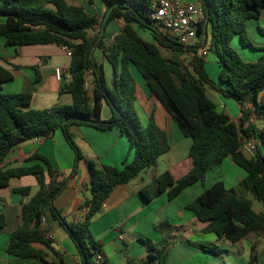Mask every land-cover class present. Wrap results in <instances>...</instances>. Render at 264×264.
Returning <instances> with one entry per match:
<instances>
[{
	"label": "trees",
	"instance_id": "obj_1",
	"mask_svg": "<svg viewBox=\"0 0 264 264\" xmlns=\"http://www.w3.org/2000/svg\"><path fill=\"white\" fill-rule=\"evenodd\" d=\"M103 1L106 11L99 21L83 6L71 5L66 0H0V39L6 46L56 44L72 50L70 81L60 89V94L71 96L69 104L25 110L24 107L31 104L33 92L4 93L1 84L12 81L14 76L0 66V188L8 187L13 178L24 176H34L39 185L38 192L22 205L21 224L11 234L6 250L9 256L36 258L43 264H64L62 253L56 250L43 227V220L50 216L74 242L81 264H97L95 255L101 249L90 230L91 220L117 186L129 183L141 172L154 167L159 158L170 151L169 137L154 117L147 124L141 122L136 109V85L130 72L131 65L142 75L183 135L191 140V171L176 181L170 173L160 175L148 187L152 197L169 189L168 199L173 200L231 157L246 173L239 190L250 192L264 207V127L258 129L251 122L254 110L264 117V101H259V95L264 91V57L257 62H246L231 46L234 36L238 35L244 46L264 51V44L254 46L246 31L247 22L261 16L264 0H196L205 12V21L198 27L199 45L190 48L170 37L148 16L152 0ZM112 5L115 6L105 31L109 23L117 19L124 21V27L107 46L105 32L100 34ZM95 27L99 30L91 34ZM139 30L149 31L154 43L146 41ZM258 30L264 36V27H258ZM206 47L215 54L220 67L217 81L210 78L205 58L198 56L199 49ZM97 49L103 50L113 66L112 88L94 59L93 53ZM163 50L193 52L195 56L188 67L178 57L165 56ZM90 70L95 83L92 98L86 89V76ZM207 88L240 105L239 124L229 114L218 111ZM103 101L111 109L108 120L102 119ZM247 104L254 110L247 108ZM73 126H90L102 131L116 127L127 137L129 149L134 151L132 161H125L122 168L103 165L96 160L89 162L91 199L84 206L90 210L85 221L80 223L67 222L54 204L76 176L82 158L71 132ZM58 131L75 153L73 169L63 181L56 180L58 173L52 169L49 160L38 153L32 154L27 162L38 160L43 165L1 166L19 145L34 139H51ZM252 138L257 141L256 155L249 158L243 154L241 146ZM239 190L228 189L225 182L219 180L192 200L186 209L199 221L208 223L205 233H214L220 240L235 244L253 239L264 231V214L257 213L252 202L240 195ZM14 191L27 196L30 187ZM4 223L5 218L1 215L0 227ZM139 241L150 251L156 249L147 237H140ZM200 248L213 254L220 252L216 245H201ZM255 249L256 245L253 251ZM49 255L57 256L60 262L49 261ZM255 259L252 255L250 264ZM148 262L169 264L168 252L150 253ZM125 264L133 263L128 260Z\"/></svg>",
	"mask_w": 264,
	"mask_h": 264
},
{
	"label": "crops",
	"instance_id": "obj_2",
	"mask_svg": "<svg viewBox=\"0 0 264 264\" xmlns=\"http://www.w3.org/2000/svg\"><path fill=\"white\" fill-rule=\"evenodd\" d=\"M74 1L76 3L71 5L83 6L89 15L102 21L106 11V4L103 0ZM180 1L183 4L197 3L196 0ZM123 27L122 19L109 23L105 31L107 46ZM258 27H264V10L259 18L250 19L246 24L250 41L254 46L260 47L264 44V36L260 34ZM98 30V27H95L90 33L95 34ZM143 32L145 34L139 30V34L146 41L154 43L150 32ZM238 40L242 46L239 43L236 44L235 37L232 42L241 50L244 48L247 50H244L247 54V57L244 55L246 62H257L259 58L264 57V51L244 46L240 37ZM8 47L11 49H7ZM205 49L208 50V47ZM98 50L100 54L98 58H95ZM93 56L99 68L104 72L108 86L112 88L113 66L107 60L106 54L102 49H97ZM0 66L9 70L14 76L12 81L1 84L3 92L8 93L4 89L9 84H17L11 89L19 88L23 89L22 92L27 90L33 92L31 104L24 107L25 110H41L58 104L71 103L72 98L69 94H60L61 86L70 81L71 66V57L62 47L56 44L11 47L6 46L2 39L0 40ZM57 70L61 72L60 79L56 76ZM217 70L218 78L220 72L218 63ZM130 72L136 85V109L141 122L147 124L150 118L154 117L157 125L167 133L171 149L159 158L154 167L141 172L129 183L117 186L105 201L100 212L91 220L89 227L96 242L100 245L102 264H125L128 260L133 264H158L157 262L146 263L147 258L150 253L157 254L162 251L168 252L169 264H250L252 255L256 257L253 264H264V231H260L255 238L250 239L251 245H245L244 241L233 244L225 239L220 240L214 233H205L204 229L208 223L199 221L192 211L186 209L192 200L219 180H223L228 189L239 188L246 173L235 165L231 157L226 158L221 166L214 168L203 180L185 189L173 200L168 199L169 189L152 197L148 187L160 175L170 173L176 181L191 171L192 162L189 157L191 140L183 135L172 116L152 94L146 81L133 65L130 66ZM86 83L89 86L87 93L92 98L95 88L92 70L86 76ZM213 92L217 100L215 103L218 111L229 114L239 124L240 105L234 100L231 101ZM207 93L211 97L208 90ZM259 101H264V98L260 99V95ZM246 107L254 110L251 104H247ZM110 116L111 109L103 101L102 119L108 120ZM261 116L255 110L251 116V122L258 129H262L257 124ZM71 132L81 150L82 158L78 163L76 176L69 181L54 204L57 209L61 210L67 222L80 223L85 221L87 215L83 211L84 203L91 199L88 197L89 193L91 195L89 162L96 160L103 165L122 168L125 161L127 163L132 161L134 151L129 149L127 137L121 134L116 127L102 131L90 126H73ZM34 153L43 155L49 160L52 169L58 173L57 181L61 182L70 175L75 153L60 131L51 139H34L19 145L7 156L1 166L43 165L38 160L27 162V159ZM226 166L233 171V181L227 179ZM23 187H30L29 195L22 196L14 191L16 188ZM38 190L39 185L34 176L13 178L8 187L0 188V216L5 218L4 225L0 227V264H43L36 258L9 256L6 251L11 234L21 224L23 203L29 202ZM43 227L46 236L52 240L56 250L62 253L64 264H81L77 247L57 220L47 216L43 220ZM140 237L151 239L156 249L154 251L147 249L139 241ZM201 245H216L220 252L218 254L206 252L200 248ZM255 245L256 249L253 251ZM37 248H42V246L37 245ZM48 260L60 262L55 255H49Z\"/></svg>",
	"mask_w": 264,
	"mask_h": 264
},
{
	"label": "built area",
	"instance_id": "obj_3",
	"mask_svg": "<svg viewBox=\"0 0 264 264\" xmlns=\"http://www.w3.org/2000/svg\"><path fill=\"white\" fill-rule=\"evenodd\" d=\"M148 16L160 25L164 31L184 47L190 48L199 45L198 27L205 21V12L198 3L183 4L180 0H152L151 8L147 12ZM62 49L69 57H72V50L66 46ZM209 51L199 49L198 56L207 57ZM192 57L193 52L189 53ZM60 70L56 71V76L60 79ZM86 89H89L86 83ZM257 141L252 138L244 141L241 151L247 157L252 158L256 155ZM90 207H85L83 211L88 213ZM97 264L103 263L102 254L95 255Z\"/></svg>",
	"mask_w": 264,
	"mask_h": 264
},
{
	"label": "rangeland",
	"instance_id": "obj_4",
	"mask_svg": "<svg viewBox=\"0 0 264 264\" xmlns=\"http://www.w3.org/2000/svg\"><path fill=\"white\" fill-rule=\"evenodd\" d=\"M67 2L69 3V4H73V3H76L74 0H67ZM51 8V7H50ZM157 26L161 29V30H163L164 31V29L160 26V25H158L157 24ZM141 33H144L143 31H140ZM145 34V33H144ZM235 38H236V44L237 43H239L240 44V42H239V40H238V38H239V36H234ZM1 41H2V39H0ZM198 41H200V38L198 37ZM209 41H210V39H209ZM235 42V41H234ZM231 46L237 51V53L239 54V56L242 58V60H244V61H246V59H245V57H244V55L247 57V54H246V49L244 48V49H240L238 46H235V44L233 43V42H231ZM240 46H242L241 44H240ZM208 47H209V43H208ZM243 48V47H242ZM7 49H11L10 47H8ZM201 50V49H200ZM239 50V51H238ZM244 50H246V51H244ZM208 51L210 52V50L208 49ZM249 53V52H248ZM99 54H100V51L98 50L97 51V54H96V56H95V58H98V56H99ZM163 54L165 55V56H167V57H178L186 66H188V67H190L189 66V63L192 61V59H193V57H192V55H190L187 51L186 52H176V53H173L172 51H169V50H163ZM205 60H206V62H207V64H206V70H207V72H208V74H209V76H210V78L213 80V81H217L218 80V78H217V75H218V70H217V58H216V56H215V54L214 53H212V52H210V53H208V55H207V57H205ZM191 70H192V68H190ZM14 85H16L17 86V84H9L7 87H5V89H4V91H6V92H8V93H12V92H14V93H19L20 91L22 92L23 91V89L21 90V89H19V88H17V89H11L12 88V86H14ZM207 90H208V92L211 94V98L217 103V100H216V98H215V95H214V92H213V90H211L210 88H207ZM5 93V92H4ZM264 98V91L260 94V99H263ZM231 101H233V100H231ZM258 126L260 127V128H263L264 127V117L263 116H261L260 118H259V120H258ZM225 173H226V176H228L227 177V179L228 180H232L233 181V178H234V174H233V171L231 170V169H229L227 166H226V168H225ZM211 177H213V174H211ZM229 177H230V179H229ZM237 189H239V188H237ZM239 194L240 195H242L244 198H247L248 200H250L251 202H252V204H253V209L257 212V213H259V214H264V207H263V205L259 202V201H257L254 197H253V195L250 193V192H245V191H242V190H239ZM88 197H91V195H90V193L88 194ZM244 243H245V245L247 244V245H251V241L250 240H245L244 241ZM222 250V249H221Z\"/></svg>",
	"mask_w": 264,
	"mask_h": 264
},
{
	"label": "water",
	"instance_id": "obj_5",
	"mask_svg": "<svg viewBox=\"0 0 264 264\" xmlns=\"http://www.w3.org/2000/svg\"><path fill=\"white\" fill-rule=\"evenodd\" d=\"M114 6H115V5H112V6L108 9V11H107V13H106V16H105L104 21H103V24H102V29H101V34H100V36H102V35L104 34V32H105V24H106V22H107V20H108V18H109V16H110V13H111V11H112V9H113ZM205 31H206V28H205Z\"/></svg>",
	"mask_w": 264,
	"mask_h": 264
}]
</instances>
